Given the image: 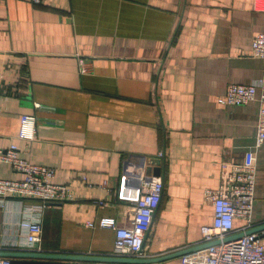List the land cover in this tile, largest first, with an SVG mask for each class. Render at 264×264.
Masks as SVG:
<instances>
[{
	"label": "crops",
	"instance_id": "0c3cea01",
	"mask_svg": "<svg viewBox=\"0 0 264 264\" xmlns=\"http://www.w3.org/2000/svg\"><path fill=\"white\" fill-rule=\"evenodd\" d=\"M262 5L264 0H2L0 147L16 145L20 158L54 168L55 183L68 185L73 199L0 202V251H20L25 232L19 223L33 219L43 227L36 252L116 257L115 231L87 224L110 216L129 226L135 204L121 196L124 179L132 193L159 178L164 193L141 256L200 246L201 227L214 220L206 191L220 185L222 163L244 162L250 151L257 158L254 219L264 224L259 103L219 102L234 83L262 81L264 90V60L252 53L253 38L264 30ZM23 115L37 119L34 140L19 137ZM0 178L23 176L0 162ZM195 252L149 264H188Z\"/></svg>",
	"mask_w": 264,
	"mask_h": 264
},
{
	"label": "built area",
	"instance_id": "2783aa9c",
	"mask_svg": "<svg viewBox=\"0 0 264 264\" xmlns=\"http://www.w3.org/2000/svg\"><path fill=\"white\" fill-rule=\"evenodd\" d=\"M2 0H0L1 3ZM34 5H40L43 0H30ZM260 10L264 11L263 6ZM252 53L264 60V30L258 33L252 41ZM80 70L86 72V63L80 59ZM262 81L251 84H231L219 102L228 106H243L259 103V114L256 130V148L264 144V90ZM37 132V119L32 115L21 117L19 137L24 140H34ZM0 162L12 165L13 169L22 174L21 180L0 178V202L11 199H35L44 205L51 202L72 200L68 185L55 183L56 171L52 167L33 164L18 155V147L12 145L6 149L0 147ZM221 182L216 189L205 193L206 200L214 208L212 225L201 227L205 243L219 241L206 249L186 257L188 264H264V243L258 233L245 234L243 237L226 241L228 237L241 232H247L257 225L254 213L257 190V158L250 151L244 162L222 163ZM85 180L86 177L82 176ZM125 181L121 196L133 200L134 217L127 227H120L114 217L105 216L98 223H88L90 228L112 229L116 233L114 255L118 257L137 258L145 244L154 215L158 210L164 193L162 179L147 181L137 191L128 192ZM103 206L104 201H98ZM25 232L22 251H36L41 241L43 227L37 220L26 219L19 223ZM28 250H25V248ZM0 264H10L5 258H0Z\"/></svg>",
	"mask_w": 264,
	"mask_h": 264
},
{
	"label": "water",
	"instance_id": "95a60500",
	"mask_svg": "<svg viewBox=\"0 0 264 264\" xmlns=\"http://www.w3.org/2000/svg\"><path fill=\"white\" fill-rule=\"evenodd\" d=\"M258 233L261 235V238H264V224L257 225L251 230H248L246 233L241 232L231 237H228L226 241L234 240L243 237L245 234H253ZM219 241H213L204 243L200 246H193L187 249L179 250L173 253H169L166 255H161L157 257L151 258H127V257H111V256H101V255H82V254H70V253H59V252H31V251H18V250H9V251H0V257H23V258H37V259H53V260H71V261H116L120 263L126 264H149L153 262H160L163 260H167L176 256L186 255L201 249H206L211 245L218 244ZM142 252V251H141Z\"/></svg>",
	"mask_w": 264,
	"mask_h": 264
},
{
	"label": "rangeland",
	"instance_id": "374dc122",
	"mask_svg": "<svg viewBox=\"0 0 264 264\" xmlns=\"http://www.w3.org/2000/svg\"><path fill=\"white\" fill-rule=\"evenodd\" d=\"M263 6V5H262ZM259 9L261 8V7H258Z\"/></svg>",
	"mask_w": 264,
	"mask_h": 264
}]
</instances>
